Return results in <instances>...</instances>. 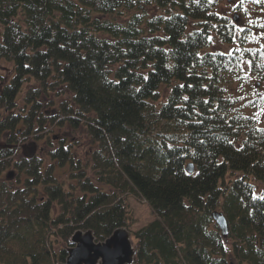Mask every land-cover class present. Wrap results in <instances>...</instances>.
I'll return each mask as SVG.
<instances>
[{"label": "trees", "instance_id": "trees-1", "mask_svg": "<svg viewBox=\"0 0 264 264\" xmlns=\"http://www.w3.org/2000/svg\"><path fill=\"white\" fill-rule=\"evenodd\" d=\"M221 1L207 10L227 15L229 29L246 23L242 12L222 13ZM248 7L255 15L256 6ZM213 23L223 21L191 0H0V62L10 64L0 75V264H58L66 254L54 253L57 240L66 247L75 231L91 230L101 242L121 227L137 248L133 264H264V201L251 199L253 190L264 195V133L239 119L253 108L240 101L230 111L228 97L242 94L233 74L188 55L213 50L204 39H216ZM234 34L220 37L217 49L233 47ZM189 68L215 82L189 76ZM182 94L210 104L223 98L247 127L217 121L210 133H196L197 125L183 123L194 114L175 106ZM207 107L197 105L209 114ZM66 127L83 129L89 144L86 166L63 140L48 152L52 163L70 168L68 190L45 159L19 154V143L50 145L53 129ZM9 170L12 182L2 178ZM128 197L152 215L135 231ZM214 212L226 219V237Z\"/></svg>", "mask_w": 264, "mask_h": 264}, {"label": "snow or ice", "instance_id": "snow-or-ice-1", "mask_svg": "<svg viewBox=\"0 0 264 264\" xmlns=\"http://www.w3.org/2000/svg\"><path fill=\"white\" fill-rule=\"evenodd\" d=\"M143 2V0H141ZM179 2V0H177ZM191 2L198 7H201L207 15L209 16H216L221 17L223 24L213 23L209 27L210 29L216 32V39H214L213 35L205 34V43L212 45L213 50L210 52H195V53H188L190 56H195L198 58V62L200 64L211 63L213 64L216 69L217 73L221 68L225 71L232 73L233 78L239 82V87L235 90L237 92H241L242 94L235 97H228L231 100V112H236L238 109L234 106L238 102L242 101L243 103L240 104L241 108H253L254 111L251 115H244L239 117V119H243L245 121H253L255 125H257L252 130L254 132L264 133V127L259 125L264 124V75H261V72H264V0H230L231 7L229 12H242L243 16L246 20L244 25L240 24H233L232 28L229 29L228 25L231 23V20L228 18L227 15H222L219 11L212 12L208 11V6L213 5L214 3H218V0H191ZM132 3H136V0H132ZM248 4H252L256 6V13L253 14V11L249 9ZM164 19L171 20L172 17H164ZM204 23H208L204 21ZM221 27H223L226 32H233L234 35L231 36L233 47L227 50H218L217 44H222L223 40L220 37H223L226 32L221 31ZM240 34H243L241 36ZM192 33H189L191 36ZM160 39H170L169 37H160ZM185 41H182L184 43ZM250 45V46H245ZM164 52L171 51L170 49L161 50ZM208 57V61L204 60V57ZM228 57V61L224 63L223 61L219 64L216 63L217 57ZM259 61V62H257ZM167 67L171 68L172 65H166ZM196 65L193 64L192 67ZM149 67H152L149 65ZM253 69L257 71L253 73ZM188 75H199L207 79L210 83H214V77L212 75H205L203 73H194L192 69L189 68ZM143 79L145 81L148 80V76L144 75ZM115 83H119L116 81ZM245 84L251 87V93H246ZM179 88L183 89L185 85L180 84L178 85ZM189 88H194L193 84L188 85ZM201 87L204 89L205 92H208L209 85L202 84ZM136 91H140L139 88ZM221 92H228L227 88L219 89ZM222 99L217 100L214 104H210V100L190 98L188 95H181V103H176L175 106L179 108L182 112L187 109V114L191 115L194 114V119L184 120L183 123H194L198 127L195 129L196 133H210L212 125L215 124L217 121L222 122L229 127H232L229 124L231 120H237L238 127H247V125H239L238 119L236 117H232L229 115L228 105L222 106ZM173 102H175L173 100ZM202 104L204 106H208L206 111L209 114H206L204 110H198L197 105ZM167 106V102L165 107ZM212 122V123H209ZM187 139V137H186ZM228 143H233L231 139L227 141ZM196 143L204 146L205 140L200 139L199 136L196 137ZM172 144H168V148H172ZM240 150V149H238ZM193 156L197 155L196 152L192 153ZM198 175V173H196ZM252 200H259L264 201V195H257L256 191L253 190ZM251 215V213H250ZM225 251H227V247L225 246Z\"/></svg>", "mask_w": 264, "mask_h": 264}, {"label": "rangeland", "instance_id": "rangeland-1", "mask_svg": "<svg viewBox=\"0 0 264 264\" xmlns=\"http://www.w3.org/2000/svg\"><path fill=\"white\" fill-rule=\"evenodd\" d=\"M231 7V4L228 5L227 0H222L221 4L219 6V9L222 13L229 14V9ZM232 14V12H230ZM244 23V22H243ZM242 23V24H243ZM10 70V64L6 62H0V75L5 77ZM50 137L54 136L55 139L51 140V144L48 145L43 141L35 142L27 141V142H21L19 143V154L26 157L30 155H37L43 159H45V164L47 166L52 165L54 170V176L56 180L64 185L65 190L70 189L71 184H73V180H70L71 176V170L67 165L64 166H58L56 163H52L51 160L48 157V152L51 149H54L58 146L59 140H63L62 145L63 146H70L71 153L74 157H77L79 159H82V164L84 166L87 165V155H88V137L86 136L83 129L78 130H71L70 127L57 129L54 128L52 133L49 134ZM4 146L3 142H0V148ZM85 155V158H84ZM13 171L9 170L6 171L2 178L8 181H14V173L11 176V178L7 179L6 175ZM87 172L90 174V170H87ZM258 187L261 189V186L258 185ZM105 191H109L108 187H104ZM128 208V224L130 226L131 231H135L143 226H145L147 223H149L152 220V215L150 214L147 206L134 198H125ZM59 208H56L55 214L58 212ZM133 240V238H132ZM133 243L135 245V242L133 240ZM54 253H57L62 248H64L65 245L62 244L59 240L54 243Z\"/></svg>", "mask_w": 264, "mask_h": 264}, {"label": "water", "instance_id": "water-1", "mask_svg": "<svg viewBox=\"0 0 264 264\" xmlns=\"http://www.w3.org/2000/svg\"><path fill=\"white\" fill-rule=\"evenodd\" d=\"M192 174L193 165L186 168ZM12 173L6 176L11 178ZM212 219L223 237L227 236L226 219L220 212H214ZM137 249L131 232L125 227L114 230L104 241L96 242L91 230L75 231L65 248V260L59 264H133Z\"/></svg>", "mask_w": 264, "mask_h": 264}]
</instances>
